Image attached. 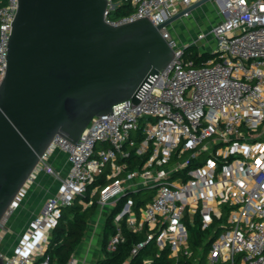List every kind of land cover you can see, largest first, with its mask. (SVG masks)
<instances>
[{"label":"built area","instance_id":"built-area-1","mask_svg":"<svg viewBox=\"0 0 264 264\" xmlns=\"http://www.w3.org/2000/svg\"><path fill=\"white\" fill-rule=\"evenodd\" d=\"M197 1L108 0L105 18L116 25L147 17L159 25ZM210 1L219 7L218 20L190 41L175 38L169 24L159 28L174 57L148 78L138 102L126 99L94 116L76 143L53 137L0 221V243L8 231L4 218L39 173L54 179L57 191L12 252L0 250L3 264H57L45 249L63 208L95 203L103 222L122 198L108 251L124 241V221L129 231L145 234L130 257L153 242L156 255L167 250L173 264L180 258L264 264V0ZM122 4L128 11L113 14ZM17 8L18 0H0V80ZM194 50L212 57L197 65ZM57 152L65 155V171L52 162ZM98 179L104 182L95 184ZM195 225L208 231L196 250L189 233ZM65 264L81 261L72 255Z\"/></svg>","mask_w":264,"mask_h":264},{"label":"water","instance_id":"water-1","mask_svg":"<svg viewBox=\"0 0 264 264\" xmlns=\"http://www.w3.org/2000/svg\"><path fill=\"white\" fill-rule=\"evenodd\" d=\"M207 1L114 25L108 0H18L0 80V221L53 137L76 143L94 116L138 102L174 57L159 28Z\"/></svg>","mask_w":264,"mask_h":264},{"label":"trees","instance_id":"trees-1","mask_svg":"<svg viewBox=\"0 0 264 264\" xmlns=\"http://www.w3.org/2000/svg\"><path fill=\"white\" fill-rule=\"evenodd\" d=\"M125 7V4L117 6L113 14H125L128 11V7ZM210 57H212V54L206 51L198 53L194 50V54L192 55L197 65ZM103 182V179H98L95 184ZM124 200L125 198H122L114 209L105 211L101 239V255L95 259L94 264H126L127 260V264H143V259L145 258H151L150 264H173L174 259L169 257L167 250L156 255V248L153 242H149L141 248L136 255L130 257L131 248L135 243L144 239L145 234L144 232L133 233L129 231L124 221H122V235L124 241L119 243L114 251H108L106 249L109 238L115 233L112 217L116 211L120 209ZM96 210L97 206L95 203L83 208L78 202H75L73 205L63 208L62 217L52 228L50 240L45 249V253L50 256L52 262L65 264L69 260L81 242L87 225L94 216ZM189 233L192 248L196 250V247L201 244L203 236L205 237L206 235L203 234L204 231H202L198 225L189 227ZM207 246L208 243L204 244L203 251L207 249ZM179 264H189V260L180 258ZM200 264H202L201 261Z\"/></svg>","mask_w":264,"mask_h":264},{"label":"crops","instance_id":"crops-1","mask_svg":"<svg viewBox=\"0 0 264 264\" xmlns=\"http://www.w3.org/2000/svg\"><path fill=\"white\" fill-rule=\"evenodd\" d=\"M52 162L62 171L68 168L65 155L61 152H57L52 157ZM42 175L45 174L39 173L36 180L29 184L19 207L4 218V222L8 228L6 236L10 238V244L6 248L4 247L6 241L0 243V250L4 253L9 254L12 252L13 247L29 226L30 221L40 211L46 198L57 191L58 183L48 175L47 181L42 182L40 181ZM102 229L103 222L98 220V213L96 210L94 216L87 225L81 242L73 254L81 261V264H94L95 259L101 255ZM97 242H100V252L98 255H96V250H98ZM127 263L128 260L126 261V264Z\"/></svg>","mask_w":264,"mask_h":264},{"label":"rangeland","instance_id":"rangeland-1","mask_svg":"<svg viewBox=\"0 0 264 264\" xmlns=\"http://www.w3.org/2000/svg\"><path fill=\"white\" fill-rule=\"evenodd\" d=\"M219 7L215 1H207L204 4L191 10L189 17H181L169 24L170 30L175 38L180 42H188L193 37L197 36L200 29H208L213 23L218 20L217 11ZM202 47L201 44H199ZM47 175H42L40 181L46 182ZM206 236L202 238V241L206 239L208 232L204 231ZM6 241L5 248L10 244V238L4 237L3 242ZM8 242V243H7ZM98 250L96 255L100 252V242H97Z\"/></svg>","mask_w":264,"mask_h":264}]
</instances>
